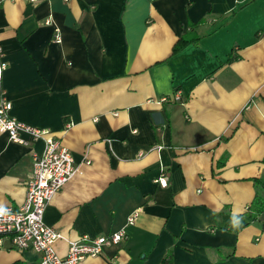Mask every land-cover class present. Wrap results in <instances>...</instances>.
Here are the masks:
<instances>
[{"label": "crops", "instance_id": "1", "mask_svg": "<svg viewBox=\"0 0 264 264\" xmlns=\"http://www.w3.org/2000/svg\"><path fill=\"white\" fill-rule=\"evenodd\" d=\"M0 50V104L78 167L45 211L60 256L124 230L79 264H264V0L4 1ZM22 138L0 132V210L23 205L45 148ZM38 260L0 248V264Z\"/></svg>", "mask_w": 264, "mask_h": 264}, {"label": "built area", "instance_id": "2", "mask_svg": "<svg viewBox=\"0 0 264 264\" xmlns=\"http://www.w3.org/2000/svg\"><path fill=\"white\" fill-rule=\"evenodd\" d=\"M4 1L14 0H0V6ZM24 1L36 4L48 0ZM5 69L6 63L0 59V76ZM12 108L9 100L1 102L0 132L8 134L10 140L18 144H26L22 134H28L36 141L42 140L45 148L43 153L34 155L23 205L18 209L9 207L0 210V248H4L5 242L9 241L19 251H35L39 255L38 264H79L102 255L106 247L120 245L126 239L124 230L100 237L83 236L69 243L67 255L57 253L55 246L62 239V234L45 223V211L53 197L76 175L78 167L72 153L50 129L17 120L11 114ZM156 182L161 187L168 186L164 175ZM136 217L137 213L132 214L128 225H133Z\"/></svg>", "mask_w": 264, "mask_h": 264}, {"label": "trees", "instance_id": "3", "mask_svg": "<svg viewBox=\"0 0 264 264\" xmlns=\"http://www.w3.org/2000/svg\"><path fill=\"white\" fill-rule=\"evenodd\" d=\"M191 30H193V27H191ZM195 42H197L196 40H194V39H191V38H188V37H183L181 40H180V42L176 45V47H175V53H178V52H180V51H182V50H184L187 46H189V45H192V44H194ZM257 204H258V202H257V200L253 203V206H252V208L254 207V206H257ZM251 209V208H250ZM249 209V210H250ZM249 213H252V211L250 210V212ZM256 218H258V216H256V215H252V214H247V215H245V216H241L240 217V219H241V221H242V225L240 226V228H242V227H246L252 220H255ZM168 260L166 259V262H167Z\"/></svg>", "mask_w": 264, "mask_h": 264}, {"label": "clouds", "instance_id": "4", "mask_svg": "<svg viewBox=\"0 0 264 264\" xmlns=\"http://www.w3.org/2000/svg\"><path fill=\"white\" fill-rule=\"evenodd\" d=\"M232 222H233L234 225H237L239 223V220H237L235 217H233V221Z\"/></svg>", "mask_w": 264, "mask_h": 264}]
</instances>
